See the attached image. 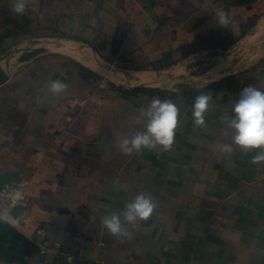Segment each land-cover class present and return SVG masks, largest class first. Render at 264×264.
<instances>
[{"label": "crops", "instance_id": "obj_1", "mask_svg": "<svg viewBox=\"0 0 264 264\" xmlns=\"http://www.w3.org/2000/svg\"><path fill=\"white\" fill-rule=\"evenodd\" d=\"M14 2L0 0V180L26 195L16 225L0 224V264H264L259 149L220 150L241 90H264V0H27L23 15ZM233 40L254 46L243 68L227 57ZM213 53L209 79L189 82ZM55 80L68 85L59 98ZM201 94L213 101L196 127ZM153 98L179 109L173 145L122 153ZM142 192L151 216L128 226L131 238L110 235L102 218ZM38 232L61 253L40 251Z\"/></svg>", "mask_w": 264, "mask_h": 264}, {"label": "clouds", "instance_id": "obj_2", "mask_svg": "<svg viewBox=\"0 0 264 264\" xmlns=\"http://www.w3.org/2000/svg\"><path fill=\"white\" fill-rule=\"evenodd\" d=\"M27 0H15L12 11L23 15ZM216 23L227 27V19L216 15ZM68 85L59 81H51L48 91L53 97L59 98L67 91ZM213 97L207 94L198 95L193 104V119L196 127H203L205 114L208 112ZM178 107L170 100L153 98L146 108L139 110L135 118L143 130L137 131L130 138L123 136L117 147L126 155L140 152L142 149L155 150L158 146L168 151L174 143L175 129L178 124ZM224 135L231 137V143H224L220 150L231 153L233 146L245 152L259 149L252 159L253 164L264 162V90L248 85L244 87L239 98L233 104L231 113L223 117ZM156 204L148 193H139L126 205L122 214L112 213L102 218L101 223L110 235L116 238H131L128 226L135 228L139 221L147 220Z\"/></svg>", "mask_w": 264, "mask_h": 264}, {"label": "built area", "instance_id": "obj_3", "mask_svg": "<svg viewBox=\"0 0 264 264\" xmlns=\"http://www.w3.org/2000/svg\"><path fill=\"white\" fill-rule=\"evenodd\" d=\"M26 195V187L21 182L4 184L0 180V224L15 226L16 211L23 204ZM40 251L46 254H60L62 244L59 241H49L41 232L32 238ZM100 247H103L100 244Z\"/></svg>", "mask_w": 264, "mask_h": 264}, {"label": "rangeland", "instance_id": "obj_4", "mask_svg": "<svg viewBox=\"0 0 264 264\" xmlns=\"http://www.w3.org/2000/svg\"><path fill=\"white\" fill-rule=\"evenodd\" d=\"M256 31H257V28H256V25H254L253 30H252V32H250L249 35L250 36L254 35L256 33ZM250 36H248V37H250ZM247 38H245L244 40H246ZM244 40L240 41L238 43L235 42L234 46L227 53V57L233 58V66L236 68H243L248 64V62L250 61L249 59H247L248 53L252 52L250 50L251 48L254 49V46L252 44L251 45L246 44V42H244ZM248 45L253 46V47L248 48L247 47ZM257 46L258 45L255 46V51H258V49H259ZM261 54H263V51L261 52ZM218 55H220V54L219 53H213L211 55L209 54L208 56H206L205 58L200 60L198 62L199 67L196 70L195 75L196 76H202V78L201 79H191V80H189V82L201 85L202 82H204L205 80H208L209 79L208 76H205V75L219 61V58L217 57ZM223 56H226V54H224ZM177 84H178V82L170 80V81H168V83H165L164 86H166L168 88H175Z\"/></svg>", "mask_w": 264, "mask_h": 264}, {"label": "water", "instance_id": "obj_5", "mask_svg": "<svg viewBox=\"0 0 264 264\" xmlns=\"http://www.w3.org/2000/svg\"><path fill=\"white\" fill-rule=\"evenodd\" d=\"M3 79H4V74L2 73V71L0 69V82ZM20 240H21V243L24 246L25 250L30 252L32 250V248H36V246L31 241H29L27 238L21 237Z\"/></svg>", "mask_w": 264, "mask_h": 264}, {"label": "trees", "instance_id": "obj_6", "mask_svg": "<svg viewBox=\"0 0 264 264\" xmlns=\"http://www.w3.org/2000/svg\"><path fill=\"white\" fill-rule=\"evenodd\" d=\"M256 19L257 18L255 17V21H256ZM255 21L251 24L250 28H252L255 25ZM235 42H236L235 40L231 41L230 43L226 44V47L231 46V45H234Z\"/></svg>", "mask_w": 264, "mask_h": 264}]
</instances>
